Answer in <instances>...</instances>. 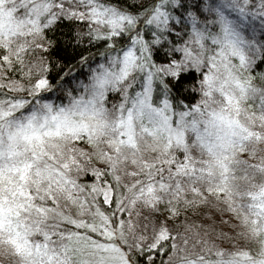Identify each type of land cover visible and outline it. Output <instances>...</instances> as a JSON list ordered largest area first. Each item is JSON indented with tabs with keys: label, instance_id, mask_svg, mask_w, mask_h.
Returning <instances> with one entry per match:
<instances>
[{
	"label": "snow or ice",
	"instance_id": "snow-or-ice-1",
	"mask_svg": "<svg viewBox=\"0 0 264 264\" xmlns=\"http://www.w3.org/2000/svg\"><path fill=\"white\" fill-rule=\"evenodd\" d=\"M0 257L264 264V0H0Z\"/></svg>",
	"mask_w": 264,
	"mask_h": 264
},
{
	"label": "trees",
	"instance_id": "trees-1",
	"mask_svg": "<svg viewBox=\"0 0 264 264\" xmlns=\"http://www.w3.org/2000/svg\"><path fill=\"white\" fill-rule=\"evenodd\" d=\"M220 208L222 209L223 206H220ZM202 211L204 212H208L209 214H212L215 220V224H216V230L217 232L219 231H224L226 233H228L229 235L234 236L235 232L238 231V229H232L230 228L228 225L221 223V221H227L230 219V213H227L226 211H221L218 210L216 208H208V209H202ZM193 219H200L199 217H192ZM222 240L217 241V243H219ZM236 243L237 245L242 244V241H228V240H223L221 247L223 248H231L232 244ZM0 264H8V261H6L3 257H0Z\"/></svg>",
	"mask_w": 264,
	"mask_h": 264
},
{
	"label": "rangeland",
	"instance_id": "rangeland-1",
	"mask_svg": "<svg viewBox=\"0 0 264 264\" xmlns=\"http://www.w3.org/2000/svg\"><path fill=\"white\" fill-rule=\"evenodd\" d=\"M222 242H223V240H222V241H220L218 244L221 246V245H223V244H222Z\"/></svg>",
	"mask_w": 264,
	"mask_h": 264
}]
</instances>
